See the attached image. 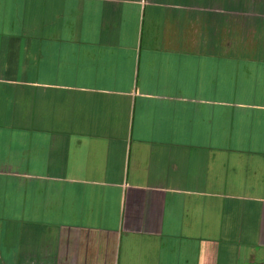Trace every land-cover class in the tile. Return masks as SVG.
Masks as SVG:
<instances>
[{
	"label": "crops",
	"instance_id": "obj_1",
	"mask_svg": "<svg viewBox=\"0 0 264 264\" xmlns=\"http://www.w3.org/2000/svg\"><path fill=\"white\" fill-rule=\"evenodd\" d=\"M0 264H264V0H0Z\"/></svg>",
	"mask_w": 264,
	"mask_h": 264
}]
</instances>
